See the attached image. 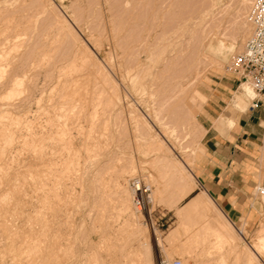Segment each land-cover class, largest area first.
Listing matches in <instances>:
<instances>
[{
  "label": "rangeland",
  "instance_id": "rangeland-1",
  "mask_svg": "<svg viewBox=\"0 0 264 264\" xmlns=\"http://www.w3.org/2000/svg\"><path fill=\"white\" fill-rule=\"evenodd\" d=\"M251 2L0 0V64L9 73L0 71V264H157L159 256L182 264H264V245L250 247L264 227V196L256 190L254 224L224 219L229 242L187 244L207 221L199 214L184 218L171 242H152L178 225L176 211L188 198L178 197L195 186L180 171L185 165L191 174L200 159V123L221 83L233 80L234 87L215 117L238 112H230L240 84L230 65L248 36ZM209 43L232 46L231 55L215 58ZM153 74L161 77L149 85ZM187 77L193 79L177 91ZM194 89L207 99L187 117ZM159 108L162 115L152 121ZM130 115L146 118L154 130L136 118V131ZM148 131L164 144L159 151ZM260 155L264 167V149ZM136 177L150 187L151 224L133 205L129 181Z\"/></svg>",
  "mask_w": 264,
  "mask_h": 264
},
{
  "label": "crops",
  "instance_id": "crops-1",
  "mask_svg": "<svg viewBox=\"0 0 264 264\" xmlns=\"http://www.w3.org/2000/svg\"><path fill=\"white\" fill-rule=\"evenodd\" d=\"M233 82L216 87L205 108L199 132L201 156L190 170L195 183L190 196L203 192L229 223L244 218L252 225L259 214L252 192L258 185H264L263 162L258 160L264 149V99L257 108L249 106L246 111L231 105L230 112H238L223 117L224 130L216 128L213 122L222 115L215 117L214 113L224 102L222 95L234 87ZM228 121H232L231 126ZM170 211L162 216L157 214L155 221L159 222Z\"/></svg>",
  "mask_w": 264,
  "mask_h": 264
},
{
  "label": "bare ground",
  "instance_id": "bare-ground-1",
  "mask_svg": "<svg viewBox=\"0 0 264 264\" xmlns=\"http://www.w3.org/2000/svg\"><path fill=\"white\" fill-rule=\"evenodd\" d=\"M24 8V7H23ZM27 8V7H26ZM249 8V7H248ZM13 9V8H12ZM28 11V10H27ZM178 11V10H177ZM23 12V11H22ZM175 15V14H174ZM27 16V15H26ZM77 16V15H76ZM78 16H80V15H78ZM7 17V16H6ZM11 17V16H10ZM83 18V17H82ZM25 19V18H24ZM28 21V20H27ZM81 21V20H80ZM6 22V21H5ZM18 22V21H17ZM20 22V21H19ZM67 22V21H66ZM63 23V22H62ZM12 24V23H11ZM58 24V23H57ZM64 24H65V22H64ZM111 24V23H110ZM164 24V23H163ZM92 26V25H91ZM98 28V27H97ZM250 28V27H249ZM19 29V28H18ZM48 30V29H47ZM103 31V30H102ZM69 32V31H68ZM73 32V31H72ZM169 32V31H168ZM70 33V32H69ZM249 33H250V29H249ZM249 33H248V36H249ZM36 35V34H35ZM46 35V34H45ZM113 35V34H112ZM59 36V35H58ZM248 36L246 37V39L248 38ZM19 37V36H18ZM36 37V36H35ZM15 38V37H14ZM110 38V37H109ZM14 41V40H13ZM17 41H18V39H17ZM38 41V40H37ZM167 41V40H166ZM210 41V40H209ZM214 41V40H213ZM212 41V42H213ZM215 42V41H214ZM9 44V43H8ZM73 45V44H72ZM84 45V44H83ZM91 45V44H90ZM223 46H221V44H214V45H212L211 43H209V44H207V46H206V51L208 52V53H210V54H212V55H215L214 57L216 58H218L219 60H222V61H225L226 60V58L229 56V55H231V48H232V46H229V45H225V44H222ZM36 46V45H35ZM44 46V45H43ZM165 46V45H164ZM20 47V46H19ZM42 47V46H41ZM118 47V46H117ZM202 47V46H201ZM32 50V49H31ZM35 50V49H34ZM157 50V49H156ZM168 51V50H167ZM27 52V51H26ZM24 53V52H23ZM37 53H38V51H37ZM76 53V52H75ZM151 53V52H150ZM163 53V52H162ZM1 54V53H0ZM196 54V53H195ZM4 55V54H3ZM30 55V54H29ZM31 55H32V53H31ZM75 55V54H74ZM6 56H7V54H6ZM67 56V55H66ZM88 56H89V54H88ZM122 56V55H121ZM211 56V55H210ZM18 57V56H17ZM32 57V56H31ZM85 57V56H84ZM207 57V56H206ZM27 58H28V53H27ZM61 58V57H60ZM196 58H197V56L195 57V60H196ZM204 58V57H203ZM18 59V58H17ZM20 59V58H19ZM30 59V58H29ZM64 59V58H63ZM159 59H161V60H163L162 59V56H158V58H157V60L159 61ZM200 59V58H199ZM208 59V58H207ZM217 59V60H218ZM3 60H5V55L4 56H2V54L0 55V62L1 61H3ZM6 60H7V58H6ZM160 60V61H161ZM202 60V59H201ZM205 60V59H204ZM16 61V60H15ZM167 62V61H166ZM4 63V62H3ZM17 63V62H16ZM21 63V62H20ZM10 64V63H9ZM35 64V63H34ZM83 64V63H82ZM12 65H14V63H12ZM16 65H18V64H16ZM20 65V64H19ZM18 65V66H19ZM27 65L28 66H30L31 65V63L29 62V63H27ZM26 65V66H27ZM160 65V64H159ZM196 65V64H195ZM202 65V64H201ZM17 66V67H18ZM8 67V65L5 63V64H0V71L2 72V73H4V74H6V73H8L7 72V70H6V68ZM13 67V66H12ZM17 67H15L14 66V70L17 68ZM19 67H21V66H19ZM18 67V68H19ZM23 67H25V66H23ZM116 67V66H115ZM124 67V66H123ZM156 67H157V65H156ZM160 67V66H159ZM163 67V66H162ZM29 67H26V69H28ZM158 68V67H157ZM131 69V68H130ZM149 69V68H148ZM156 69V68H155ZM197 69V68H196ZM13 70V69H12ZM13 70V71H14ZM25 70V69H24ZM39 70V69H38ZM151 70V69H150ZM11 71V70H10ZM12 71V72H13ZM25 71H27V70H25ZM25 71H23V70H21V72L22 73H24ZM157 71V70H156ZM6 72V73H5ZM15 72H17V71H15ZM14 72V73H15ZM100 72V71H99ZM188 72V71H187ZM154 73H155V71H154ZM158 73V72H157ZM163 73V72H162ZM9 74V73H8ZM11 74H13V73H11ZM19 74H20V72H19ZM52 74V73H51ZM137 74H139V73H137ZM136 74V75H137ZM182 74V73H181ZM197 74V73H196ZM15 78L13 79V81L16 83V82H18V79L17 78H19V76H17V74L15 73ZM22 75V74H21ZM46 75V74H45ZM44 75V76H45ZM94 75V74H93ZM3 75H1L0 76V79H1V77H2ZM8 76V75H7ZM44 76H43V78H44ZM48 76V75H47ZM59 76V75H58ZM68 76V75H67ZM20 77H22V76H20ZM50 77V76H49ZM48 77V78H49ZM150 77V76H149ZM157 77L158 76H156V74L154 75L153 74V76H151L150 78H149V85H152L153 84V82L155 83V81L157 80ZM159 77H161V76H159ZM158 77V78H159ZM7 78V77H6ZM9 78V77H8ZM11 78V77H10ZM145 78V77H144ZM192 78V77H191ZM190 78V79H191ZM22 79V78H21ZM54 79V78H53ZM101 79V78H100ZM190 79H188V77H187V80H183L184 82H182V83H179V88H177L178 90L177 91H182L183 89H184V87L187 85V84H189L190 82ZM193 79V78H192ZM9 80V79H8ZM17 80V81H16ZM48 80V79H47ZM87 80V79H86ZM145 80V79H144ZM158 81V80H157ZM156 81V82H157ZM165 81V80H164ZM104 82V81H103ZM142 82H144V81H142ZM9 83V82H8ZM7 83V84H8ZM10 83H12V82H10ZM32 83V82H31ZM49 83V82H48ZM17 84V83H16ZM142 84V83H141ZM163 84H165V83H163ZM162 84V85H163ZM33 85H35V84H33ZM175 85V84H174ZM178 85V84H177ZM250 84H249V82L248 81H244V80H242V81H240V84H239V86H238V91L236 92V93H234L233 94V96H232V99H231V105H233L234 106V108L236 107V108H238V109H243V107H245V105H246V103H247V100H249V101H251L252 100V98L254 97V92H253V90H252V88H251V86H249ZM141 86V85H140ZM160 86V85H159ZM176 86V85H175ZM174 86V87H175ZM36 87V86H35ZM153 87V86H152ZM31 88V87H30ZM34 88V87H33ZM89 89V88H88ZM139 89V88H138ZM43 90V89H42ZM59 90V89H58ZM120 90V89H119ZM169 90V89H168ZM38 91H39V89H38ZM154 91V90H153ZM169 92V91H168ZM175 92V91H174ZM175 93H182V92H175ZM192 93H194V95L191 97V102H189L190 103V107H189V111H187V110H185V111H187L186 112V116L188 117V115H190V116H192V114L194 113V111H196L195 109L196 108H198L199 109V107L201 106V104H203L205 101H206V98H207V96H205V95H203L202 94V92L200 93L199 91H195V89H194V91L192 92ZM163 94V93H162ZM184 94H185V92H184ZM31 95V94H30ZM151 95V94H150ZM164 96H165V94H163ZM170 95V94H169ZM178 95V94H177ZM167 96V95H166ZM30 97V96H29ZM29 97H27V99H29ZM63 97V96H62ZM172 97H176L175 95H174V93L172 94L171 93V95L168 97V99L169 98H172ZM119 98V97H118ZM164 99V98H163ZM166 99V98H165ZM14 100H16V98L14 97V98H12V100L10 101V102H6V106H8L9 107V110H10V107H14V103H13V101ZM35 100H38V99H35ZM119 101H120V98L118 99ZM169 100H171V99H169ZM22 101V100H21ZM168 101V100H167ZM42 102V101H41ZM140 102V101H139ZM24 103V102H23ZM133 103V102H132ZM157 103V102H156ZM155 103V104H156ZM159 103V102H158ZM165 103V102H164ZM167 103V102H166ZM161 104V107H163V105H162V103L160 102L159 104H157V105H160ZM16 105V104H15ZM19 105V104H18ZM27 106V105H26ZM156 106V105H155ZM160 107V108H161ZM7 108V107H6ZM130 108V107H129ZM160 108L158 109V110H156V111H154V114L153 115H150V118L152 119V121H156L157 122V119H156V117H157V115H158V113L160 112L159 110H160ZM14 109V108H13ZM21 109V108H20ZM157 109V108H156ZM145 111H147V110H145ZM131 112H133V111H131ZM135 112V111H134ZM134 112H133V114H134ZM163 112V111H162ZM147 113V112H146ZM159 114H161V113H159ZM188 114V115H187ZM195 114V113H194ZM40 115H42V114H40ZM125 115V114H124ZM162 115V114H161ZM75 116V115H74ZM130 116H134V119L133 118H131V122L133 123V125L135 124L134 122H137L136 120V118H139V117H137V115H130ZM140 117H141V115H140ZM163 117V116H162ZM224 116H220L217 120H215L214 122H213V126H215L216 128H223V125H224V122H225V120H224V118H223ZM60 118V117H59ZM116 118V117H115ZM147 118H148V116H147ZM136 119V120H135ZM140 119V121H138L139 123L141 122V124H143V126L145 127V125H147V127L150 129V130H154L153 129V125H151L148 121H147V119L146 118H139ZM36 120V119H35ZM130 120V119H129ZM128 120V121H129ZM124 121V120H123ZM148 122V123H147ZM231 122L232 121H228L227 122V124L228 125H230L231 126ZM152 123H154V122H152ZM226 123V122H225ZM138 124V123H137ZM137 124H135V125H137ZM158 124V123H157ZM163 124V123H162ZM177 124V123H176ZM181 124V123H180ZM226 124V125H227ZM165 125V124H164ZM164 125H162V127L164 126ZM138 126H140L141 127V125L139 124V125H137V126H135L136 127V131H137V129L139 128ZM135 127H134V129H135ZM161 127V129H162V133H164L165 134V132H164V130L167 128V127H163L162 128ZM182 127V126H181ZM227 127V126H226ZM200 128V130L202 131V129H201V127H199ZM145 129H147L146 127H145ZM139 130H141V129H139ZM148 130V129H147ZM149 130V131H150ZM223 130H224V128H223ZM148 131V133L150 134V137L151 138H153L152 139V143L150 142V146L151 145H153L152 146V150H160V149H162L163 148V146H164V144L162 143V141H161V139L159 138V137H157V135L158 134H156L155 132H149ZM36 132V131H35ZM139 132V131H138ZM138 132H136V133H138ZM42 132H40L39 134L38 133H35V135H38V136H43V134H41ZM135 133V132H134ZM172 133V132H171ZM50 134H52V133H50ZM138 134H141V133H138ZM160 134H161V132H160ZM83 135V134H82ZM86 135V134H85ZM142 135H143V133H142ZM33 137H34V135H33ZM44 137V136H43ZM43 139V138H42ZM69 142V141H68ZM42 148V147H41ZM36 152V151H35ZM170 152V151H169ZM58 162V161H57ZM52 164V163H51ZM184 167H183V169H181V173L182 172H187V174L189 175V176H191V174H189L188 173V169H187V167L185 166V165H183ZM133 168H131V170H132ZM132 172V171H131ZM131 172H129V173H131ZM123 173V172H122ZM126 173V172H125ZM186 174V173H185ZM130 175V174H129ZM128 175V176H129ZM187 177V176H186ZM192 179V178H191ZM121 180V179H120ZM121 181H123V180H121ZM126 182V181H125ZM191 183V182H190ZM122 184V183H121ZM122 187V186H121ZM124 187V186H123ZM130 188V187H129ZM193 187L192 186H187V188H185L184 190H182V192L180 193V195H179V197H178V201H182V200H184L185 198H187L188 196H190V194L192 193V191H193ZM124 190V189H123ZM17 191V190H16ZM125 191H127V190H125ZM18 192V191H17ZM119 192H120V190H119ZM125 193V192H124ZM131 193V195H132V201H133V194H132V192H130ZM123 196H124V194H123ZM149 196L150 195H148V197H147V199H146V201H145V203H147V202H151L152 201V199L151 198H149ZM263 196H264V194H263ZM126 197V196H125ZM12 198V197H11ZM124 198V197H123ZM10 200V199H9ZM127 200H128V197H127ZM123 201V200H122ZM121 201V202H122ZM121 202H119V203H121ZM124 202V201H123ZM128 202V201H127ZM125 203V202H124ZM15 204V203H14ZM126 204V203H125ZM124 204V205H125ZM11 205H12V203H11ZM121 205H122V203H121ZM129 205V204H128ZM133 205H134V203H133ZM211 206H213V207H211ZM129 207V206H128ZM135 207V206H134ZM8 208V207H7ZM6 208V209H7ZM125 208V207H124ZM127 208V207H126ZM210 209L213 211H215L216 212V219L214 218H209V214H208V212H211L210 211ZM127 210V209H126ZM129 210V209H128ZM136 210H138V212H139V215H141V216H143L144 214V216H146V219L147 220H149V222H150V224H151V219H150V211H149V209L147 208V210H145L144 212L143 211H140L138 208H136ZM123 211V210H122ZM128 213V212H127ZM193 214H199L198 216H200L201 215V217H204V219L203 220H205V218H207V221H206V223H204L200 228H199V230L198 231H200V230H202V231H204V233L203 234H201V233H199L198 231L195 233V235H193L191 238H188L189 240L191 239V241L188 243V241H186V243L187 244H192V243H194V244H197L198 242L199 243H202V245H203V243L205 244L207 241H209V238H212L213 239V242H214V240L216 241V245L219 243V244H223V242H225V240H228V242H229V240L231 239L232 240V236H230L231 235V233H230V235H228L227 233H226V231L228 230L227 229V225L226 224H228V222H226V221H224V219H225V217L221 214V212L213 205V203H212V201L207 197V195L205 194V193H203V192H201V193H199V194H197V195H195V196H190L189 198H187V200L183 203V205H181L178 209H177V211H176V215H177V218H178V225L176 226V227H174L173 229H171V231L166 235V237L164 238V239H160L159 237H157V236H153V239H152V242H154V245H156V246H162V243L163 242H171L173 239H175V237H176V235L178 234V232H179V227L182 225H184L183 223V219L184 218H187V217H191ZM215 214V213H214ZM131 215H132V213H131ZM133 216H135V215H133ZM197 216V215H196ZM211 217V216H210ZM130 219V218H129ZM133 219H134V217H133ZM208 219H210V220H212V222L211 223H209V221H208ZM201 220V219H200ZM226 222V223H225ZM201 223V222H200ZM212 223H213V225H212ZM131 224H132V222H131ZM181 226V228H183ZM185 227V226H184ZM227 229V230H226ZM181 230V229H180ZM229 231V230H228ZM264 227L259 231L260 232V234H257L256 235V241H255V243H253L254 245L253 246H250V247H252V249L253 250H255L254 248H257V247H259L260 246V248H261V246H263L264 245ZM7 234V233H6ZM239 235H241V234H239ZM228 238V239H227ZM241 239H243L244 240V237L241 235V237H240ZM245 241V240H244ZM227 243V242H226ZM186 244V245H187ZM211 244H214V243H211ZM214 244V245H215ZM143 245L146 247V248H148L147 246H148V243H147V237L145 236V242L143 243ZM189 246V245H188ZM222 246V245H221ZM254 247V248H253ZM143 249V248H142ZM141 249V250H142ZM145 249V248H144ZM211 250V249H210ZM182 251V250H181ZM184 251H187V250H184ZM249 251H251V250H249ZM141 252V251H140ZM145 253V250H144V252H143V254ZM147 253V252H146ZM177 253V252H176ZM188 253V252H187ZM250 253H253L252 251L250 252ZM139 254V253H138ZM142 254V255H143ZM148 254V253H147ZM150 255V254H149ZM148 256V255H147ZM252 256H254V255H252ZM251 255H249L248 254V259H249V261H253V257H252ZM139 257V256H138ZM149 261H151V259L149 260ZM148 261V262H149ZM148 264H152V262H150V263H148Z\"/></svg>",
  "mask_w": 264,
  "mask_h": 264
},
{
  "label": "built area",
  "instance_id": "built-area-1",
  "mask_svg": "<svg viewBox=\"0 0 264 264\" xmlns=\"http://www.w3.org/2000/svg\"><path fill=\"white\" fill-rule=\"evenodd\" d=\"M245 20L250 27V33L241 50L233 56L230 70L239 82H249L254 92L249 108L255 109L264 99V0H252ZM129 187L134 206L143 212L147 210L145 201L150 187L138 177L129 181ZM255 190L263 195L264 185L256 187ZM157 264L182 263L179 259L168 260L159 256Z\"/></svg>",
  "mask_w": 264,
  "mask_h": 264
}]
</instances>
